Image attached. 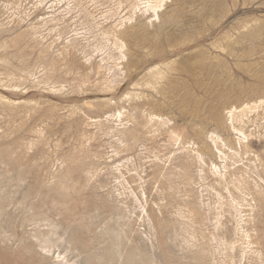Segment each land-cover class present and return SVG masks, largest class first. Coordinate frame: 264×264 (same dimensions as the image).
I'll return each mask as SVG.
<instances>
[{
  "label": "rangeland",
  "instance_id": "1",
  "mask_svg": "<svg viewBox=\"0 0 264 264\" xmlns=\"http://www.w3.org/2000/svg\"><path fill=\"white\" fill-rule=\"evenodd\" d=\"M263 208L264 0H0V264H264Z\"/></svg>",
  "mask_w": 264,
  "mask_h": 264
},
{
  "label": "bare ground",
  "instance_id": "2",
  "mask_svg": "<svg viewBox=\"0 0 264 264\" xmlns=\"http://www.w3.org/2000/svg\"><path fill=\"white\" fill-rule=\"evenodd\" d=\"M138 4V3H137ZM152 4V3H151ZM138 6V5H137ZM156 11V10H155ZM144 52V51H143ZM153 68V67H152ZM154 69V68H153ZM156 69V68H155ZM152 70V69H151ZM150 70V71H151ZM158 70V69H157ZM160 70V69H159ZM149 73V72H148ZM152 73V72H151ZM159 73V72H158ZM157 74V73H156ZM151 75V74H150ZM159 75V74H158ZM156 76V75H155ZM158 77V76H157ZM154 78V77H153ZM136 84V83H135ZM143 84V83H142ZM145 86V85H144ZM145 93V92H144ZM12 101V100H11ZM249 105V104H248ZM244 106V105H243ZM231 110H234V109H231ZM231 113V112H230ZM229 114V113H228ZM153 117V116H152ZM172 130V129H171ZM169 134H170V132H169ZM220 137V136H219ZM173 139V138H172ZM238 140V139H237ZM260 141V140H259ZM203 142V141H202ZM203 146V145H202ZM205 148V147H204ZM209 153V152H208ZM256 154V153H255ZM210 156H212V155H210ZM216 167V166H215ZM54 202V201H53ZM263 207V206H262ZM264 209V208H263ZM254 228V227H253Z\"/></svg>",
  "mask_w": 264,
  "mask_h": 264
}]
</instances>
